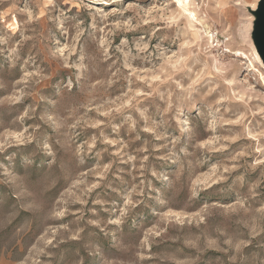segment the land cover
Listing matches in <instances>:
<instances>
[{"label":"rangeland","instance_id":"rangeland-1","mask_svg":"<svg viewBox=\"0 0 264 264\" xmlns=\"http://www.w3.org/2000/svg\"><path fill=\"white\" fill-rule=\"evenodd\" d=\"M260 0H0V264H264Z\"/></svg>","mask_w":264,"mask_h":264},{"label":"water","instance_id":"water-1","mask_svg":"<svg viewBox=\"0 0 264 264\" xmlns=\"http://www.w3.org/2000/svg\"><path fill=\"white\" fill-rule=\"evenodd\" d=\"M254 14L253 39L256 43L258 54L264 63V0H260Z\"/></svg>","mask_w":264,"mask_h":264},{"label":"bare ground","instance_id":"bare-ground-1","mask_svg":"<svg viewBox=\"0 0 264 264\" xmlns=\"http://www.w3.org/2000/svg\"><path fill=\"white\" fill-rule=\"evenodd\" d=\"M185 5H187V0H185ZM257 9V8H256ZM256 9H254L253 11L255 12V10ZM255 19V15H254V18H253V20Z\"/></svg>","mask_w":264,"mask_h":264}]
</instances>
